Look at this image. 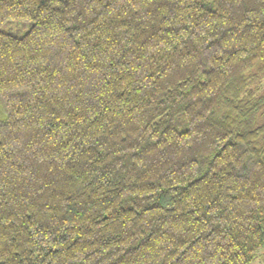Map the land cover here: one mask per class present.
Returning <instances> with one entry per match:
<instances>
[{
	"label": "trees",
	"instance_id": "1",
	"mask_svg": "<svg viewBox=\"0 0 264 264\" xmlns=\"http://www.w3.org/2000/svg\"><path fill=\"white\" fill-rule=\"evenodd\" d=\"M263 248L264 0H0V264Z\"/></svg>",
	"mask_w": 264,
	"mask_h": 264
},
{
	"label": "rangeland",
	"instance_id": "2",
	"mask_svg": "<svg viewBox=\"0 0 264 264\" xmlns=\"http://www.w3.org/2000/svg\"><path fill=\"white\" fill-rule=\"evenodd\" d=\"M251 264H264V248L258 253L257 258Z\"/></svg>",
	"mask_w": 264,
	"mask_h": 264
}]
</instances>
